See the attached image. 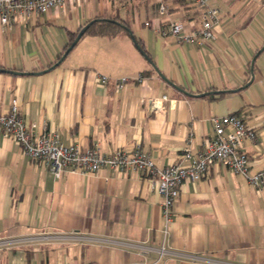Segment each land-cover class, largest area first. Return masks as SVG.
I'll return each mask as SVG.
<instances>
[{"label": "crops", "instance_id": "1", "mask_svg": "<svg viewBox=\"0 0 264 264\" xmlns=\"http://www.w3.org/2000/svg\"><path fill=\"white\" fill-rule=\"evenodd\" d=\"M165 2L163 14L160 0H68L27 22L0 21V109L15 100L35 134L48 125L84 149L139 147L159 167L187 162L185 148L196 153L215 118L236 113L257 136L242 142L250 172L262 169L264 0H211L219 18L203 44L154 30L168 20L201 23L194 1ZM114 15L129 29L85 32L56 64L72 33ZM99 74L130 81L116 88ZM21 238L0 246V264H264V190L215 163L182 183L167 222L145 172L67 167L56 177L0 133V240Z\"/></svg>", "mask_w": 264, "mask_h": 264}, {"label": "built area", "instance_id": "2", "mask_svg": "<svg viewBox=\"0 0 264 264\" xmlns=\"http://www.w3.org/2000/svg\"><path fill=\"white\" fill-rule=\"evenodd\" d=\"M68 0H0V21L6 26L19 22H27L35 13H45L57 6H63ZM201 8V23L189 26L182 20H168L156 24L154 30L161 36L174 35L179 42L203 44L214 35V23L218 20L219 8L210 4L211 0H192ZM158 9L165 14L169 10L165 0H160ZM149 25L150 21H146ZM99 82L107 85L114 82L116 88H123L130 81L127 76L112 78L106 74L98 75ZM142 79V76H139ZM167 95L154 101L156 109L164 108L160 100H166ZM215 133L204 141L202 148L196 153L191 148H185L184 157L187 162L173 163L159 167L152 155L139 147L133 150L116 149L104 152L97 145L84 149L76 144H67L62 140L59 131L45 125L44 129L35 134L23 118L17 102L14 100L8 110L0 109V133L12 137L20 144L22 151L33 159L41 160L50 171L59 177L67 167L82 172L97 171L109 166L121 171L135 169L145 172L151 188L162 197V207L167 222L171 221V208L180 194V187L185 181H195L205 176L210 167L220 163L234 172L248 178L257 191L264 190V167L256 172H250L249 156L242 148L245 137L256 140V133L247 126L243 116L228 113L214 120ZM60 237L59 234H54ZM83 241L81 233H74ZM40 237L48 238L44 234ZM21 239L0 240V246L11 245ZM26 239H32L31 237ZM140 250L147 253L149 246H141ZM163 255L167 249L163 244L160 248Z\"/></svg>", "mask_w": 264, "mask_h": 264}, {"label": "trees", "instance_id": "3", "mask_svg": "<svg viewBox=\"0 0 264 264\" xmlns=\"http://www.w3.org/2000/svg\"><path fill=\"white\" fill-rule=\"evenodd\" d=\"M181 1L185 2L186 0H181ZM119 26H125L126 29H129L128 21L122 20L118 15H114L110 17L102 16V17H98L94 22H92L85 32L105 34V33L113 32V30ZM80 30L81 28L79 29V31ZM79 31L72 33L70 44L76 38ZM62 55L63 54L60 55V58L62 57Z\"/></svg>", "mask_w": 264, "mask_h": 264}, {"label": "water", "instance_id": "4", "mask_svg": "<svg viewBox=\"0 0 264 264\" xmlns=\"http://www.w3.org/2000/svg\"><path fill=\"white\" fill-rule=\"evenodd\" d=\"M97 18H94L92 20H90L88 23H86L81 30L78 32L75 40H73V42L69 45V47L66 49V51L64 52L63 56L60 58V60H58V62L56 63L57 65L61 63V61L64 59V57L68 54V52L71 50V48L75 45V43L78 41V39L83 35V33L87 30V28L90 26V24L92 22H94ZM132 38L135 41L136 44H138L136 42V38L135 36L132 34ZM145 54V53H144ZM147 56V55H146ZM149 59V57H147ZM150 60V59H149ZM8 71H13V70H8Z\"/></svg>", "mask_w": 264, "mask_h": 264}]
</instances>
